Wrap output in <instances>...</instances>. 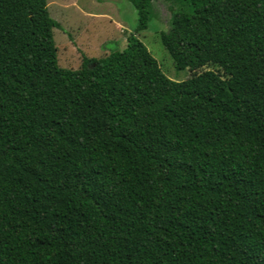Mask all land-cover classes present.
Listing matches in <instances>:
<instances>
[{"label": "trees", "instance_id": "trees-1", "mask_svg": "<svg viewBox=\"0 0 264 264\" xmlns=\"http://www.w3.org/2000/svg\"><path fill=\"white\" fill-rule=\"evenodd\" d=\"M170 1L185 81L135 34L63 68L47 0H0V264H264V0Z\"/></svg>", "mask_w": 264, "mask_h": 264}, {"label": "rangeland", "instance_id": "rangeland-1", "mask_svg": "<svg viewBox=\"0 0 264 264\" xmlns=\"http://www.w3.org/2000/svg\"><path fill=\"white\" fill-rule=\"evenodd\" d=\"M47 4L50 15L61 25L53 32L58 62L63 68L78 69L83 55L100 58L113 50H123L127 36L135 34L169 79L185 81L193 74L190 69H176L160 39V33L169 30L172 11L178 5L170 0L153 2L154 17L148 28L138 33V12L128 0H47ZM206 70L223 74L215 64L198 71Z\"/></svg>", "mask_w": 264, "mask_h": 264}]
</instances>
